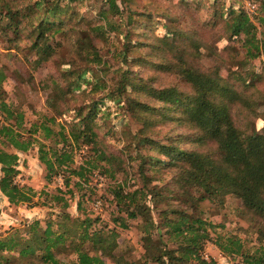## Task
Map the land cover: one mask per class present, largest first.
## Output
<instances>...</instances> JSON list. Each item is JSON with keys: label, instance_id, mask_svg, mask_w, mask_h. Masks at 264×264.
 Masks as SVG:
<instances>
[{"label": "trees", "instance_id": "trees-1", "mask_svg": "<svg viewBox=\"0 0 264 264\" xmlns=\"http://www.w3.org/2000/svg\"><path fill=\"white\" fill-rule=\"evenodd\" d=\"M66 1L73 0H28L24 8L26 23L33 27L32 48L37 50V62L59 54L48 42L46 34L49 31L64 34L68 44L74 47L67 57L70 67L59 74L61 80H70V85L65 89L60 86V79L54 80V89L48 99L51 110L61 114L65 111L60 110L59 102L72 101L79 95L70 94L72 83H78L92 64L107 66L97 36L103 34L107 40V36L114 33L109 52L127 64L130 48L136 42L132 26L138 27L153 16L151 11H134L130 7L126 10L118 0H97L103 3L99 14L104 24L92 29L81 26L65 29L62 27L67 19L62 14L70 20L74 18L72 3ZM187 1L197 9L204 1H208L204 4L208 7L214 4L215 21L212 22H222L219 28L223 34L241 40L243 59L237 65H248L249 75L226 67L228 73L223 76L219 67H203L198 62L199 48L204 45L200 37L189 36L191 42L187 46L176 40L178 33L171 29L164 37H159L157 43H151L162 47L164 68L184 83L182 86H141L148 89L152 105L138 98L127 99L129 112L144 123V127L134 133L135 142L131 143L137 150L136 156H129L139 159L136 169L141 170L145 182L141 187L128 190L122 183H117L112 195L118 210L127 218L140 216L143 219L142 255L138 258L118 255L115 231L93 228L91 217L72 219L70 214L62 211L45 221V225L39 219L27 221L25 231L15 229L13 234L0 238V264H110L107 258L113 264H210L204 259L202 249L209 239L214 240L208 230L211 224L195 213L201 212L199 209L204 200L221 205L229 193H237L243 199L244 217L259 225L258 244L247 247L243 239L233 235H219L214 241L226 255L240 257L242 264H264V132L256 129L250 112L252 106L261 101L260 87L252 85L248 77L255 73L259 76L257 81H264V76L252 65L254 60L264 62V16L253 17L247 9L233 4L227 6L224 0ZM260 2L264 8V0ZM13 8L11 0H0L2 30L18 28L21 11ZM60 45L64 46L63 43ZM113 72L120 73V77L117 79L116 74L112 77L114 85L110 94L125 99L129 88L139 86V79L128 69L118 67ZM5 78V72L0 69V114L3 118L0 119V142L13 150L0 148L3 173L0 189L11 204L26 203L33 207L45 205L49 200L52 205L68 207V199L61 188L58 194L40 192L39 198L45 194V201H34L37 191L15 182L19 173V152H28L38 144L41 162L50 174L63 177L64 186L69 188L68 194L74 196L76 192L87 191V175L97 170L107 173L109 168L103 162L109 164L118 160L114 154L102 150L97 130L100 109L93 94L106 85L95 83L91 91L80 93L83 97L88 96L90 101L76 108V120L60 121L55 116L45 115L27 127L24 111L6 102ZM254 113L260 117L258 110ZM167 118L174 124L172 131L157 138L150 135L153 127ZM41 137L49 142L42 141ZM194 141L198 148L181 146ZM83 148L87 152L83 155L85 159L78 168H73L76 151ZM161 169L170 172L172 184L152 183L154 174ZM73 178L77 180L72 181ZM168 198L171 201H167ZM172 198L178 202H173ZM152 200L159 210V222L152 215L149 204ZM79 208L83 209L80 204ZM126 219L122 217L121 221ZM57 252L71 256V259L64 260Z\"/></svg>", "mask_w": 264, "mask_h": 264}, {"label": "rangeland", "instance_id": "rangeland-1", "mask_svg": "<svg viewBox=\"0 0 264 264\" xmlns=\"http://www.w3.org/2000/svg\"><path fill=\"white\" fill-rule=\"evenodd\" d=\"M26 1L28 0H11V5L14 6L13 9H20L21 11V15L17 20L19 21L18 28L3 29V31L0 27V69L6 74L3 82L6 102L24 111L27 127H30L37 120L43 119L45 115L48 117L55 116L57 120L70 122L76 120V108L88 104L90 101L88 96L83 97L81 95L82 92L91 91V87L95 83H100L102 86L106 85V87L96 90L93 94L94 101H97L96 103L100 109L97 118V130L102 150L107 154H114L118 157V160L109 164L103 162L109 168V172L102 173L97 170L89 173L86 177L89 180L86 184L88 190L76 192L74 196H71L67 193L69 188L64 186L63 177L55 173L50 174L45 164L41 162L40 146L38 144L28 152H19L20 160L17 167L19 173L15 178V182L21 184V186L34 188L38 193L34 201L38 199L45 201V194L39 198L40 192L46 191L49 194H58V189L61 188L66 194L65 198L68 199L69 206L52 205L49 200V203L45 205L39 204L33 207L26 203L15 205L8 201V198L0 189V238L13 234L15 229L25 231L27 221L39 219L45 225V221L47 222L48 219L55 218L59 212L65 211L71 215L72 219L75 217H91L94 219L93 228L115 231L118 241L115 252L129 258H138L144 251L141 228L143 219L140 216L127 218L125 214L118 210L112 195V190L117 183H122L128 190L141 187L145 182L141 170L137 171L136 169L139 159L135 160L129 156H136L137 150L132 148L131 143L135 142L133 139L134 133L143 128L144 123L137 121L134 115L129 112L127 99L129 97L138 98L152 105L153 101L147 95L148 89L141 86L144 84L159 87L182 86L184 83L164 68L161 58L163 55L162 47L154 46L151 43H157L158 38L164 37L166 32L171 29H175L178 33L175 36L176 40L185 42L187 46L191 42V36L192 38L200 37L203 39L204 45L199 48L201 54L198 62L203 67L209 69L219 67L223 76L228 73L226 67L235 70L236 73L249 75L248 68L250 67L248 65H243V67L241 64L237 65L238 61L243 59L241 40L233 39L229 34H223L219 28V26H222V22H212V20L215 21V16L212 15L215 8L213 3L210 7L204 5L208 1L199 4L200 6L197 9L194 4L187 0H118L120 6L126 10L130 7L134 11H151L153 16L146 19L138 27H135L136 24L132 26L133 39L136 42L130 48V59L127 64L119 61V58L112 57L109 52L112 49L111 42L114 33H110L107 40H105L106 37L103 34L97 36L99 49H102L104 54L103 59L108 61L107 66L92 64L93 66L86 70L85 75L78 83H72L70 94L77 93L79 95L76 99L70 100L71 102L68 100V105V101L59 102L60 110L65 111L64 114H61L60 111L54 112L51 110L48 99L54 89L53 81L60 79L59 74L62 69L70 67L68 64L69 58L67 57L70 53H73L74 47L68 44V39L66 40L64 34L49 31L46 34L48 42L59 54L52 59L37 62V50L32 48L34 40L33 27L26 23L24 9ZM66 2L72 3L74 18L70 20L62 14V17L67 19L66 25H63L62 28L81 26L92 29L95 26L104 24V20L99 14L103 5L102 1L73 0L72 2ZM224 2L227 6L233 4L236 7L247 9L253 17L254 15L264 16V8L261 6L260 0H224ZM258 25L259 30L262 31V26L259 23ZM219 29L220 31H218ZM188 37L189 40L186 41ZM60 43H63L64 46H61ZM118 43L121 46L119 41ZM253 64L257 72L264 76V62L258 59L254 60ZM118 67L123 70L128 69L134 74L135 78L139 79L140 83L138 87L129 88L125 94V99H119L110 94V90L114 85L112 77L114 74L117 75V79L120 77V73L113 72ZM248 77L252 85H259L260 87L259 96L261 101L259 104L253 105L250 112H252L256 129L264 132V81H257L259 76L255 73ZM59 84L66 89L70 85V80L60 79ZM254 110L259 111V118H257ZM0 119H3L1 114ZM173 125L172 120L167 118L159 122L156 127H153L150 135L156 138L168 135L172 131ZM41 140L46 143L49 142V140H44L42 137ZM128 145H130L129 149H127ZM197 145V141L181 144L185 147L198 148ZM0 148L13 150L11 146L3 145L1 142ZM86 153L85 148L76 151L73 168L79 167L85 159L83 155H86ZM152 153L155 152L152 151ZM158 172L154 174L151 180L153 184L162 186L172 182L170 172L163 169ZM2 175L0 168V179ZM76 180V178H73L72 181ZM167 201H171V198H168ZM172 201L178 202L174 198H172ZM79 204L83 207L82 210H80ZM149 204L152 207L154 220L159 222V210L157 206L155 207L156 204L153 200ZM242 204L243 199L237 193H229L225 197V202L221 205L208 199L204 200L201 202L199 209L201 212H196L195 215L211 224L208 230L214 240L219 235H233L243 239L247 247L256 246L258 244V234L260 233L259 225L244 217ZM122 217L127 218L126 221L122 222ZM162 230L164 232V229ZM214 240L209 239L202 249L205 260L210 264H242L240 257L235 258L226 255ZM12 252L18 254L16 250ZM57 254L58 257L64 260L71 259V256H64L59 252ZM107 260L110 264H113L110 259L107 258Z\"/></svg>", "mask_w": 264, "mask_h": 264}]
</instances>
